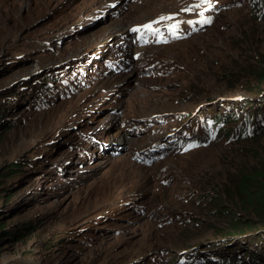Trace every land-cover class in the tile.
Listing matches in <instances>:
<instances>
[{"label":"rangeland","instance_id":"374dc122","mask_svg":"<svg viewBox=\"0 0 264 264\" xmlns=\"http://www.w3.org/2000/svg\"><path fill=\"white\" fill-rule=\"evenodd\" d=\"M178 2L0 0V112L8 122L0 126V264H171L186 249L223 264L231 225L259 223L244 211L258 209L241 183L264 164V128L177 157L133 158L199 107L218 110L215 102H235L231 95L264 102V13L255 17L245 3L178 41L131 44L132 25ZM138 49L173 70L147 78L132 59ZM58 67L84 68L83 84L29 109L35 84ZM32 160L37 172L25 167ZM120 172L129 178L114 180ZM263 231L257 225L236 242L251 253Z\"/></svg>","mask_w":264,"mask_h":264},{"label":"trees","instance_id":"16d2710c","mask_svg":"<svg viewBox=\"0 0 264 264\" xmlns=\"http://www.w3.org/2000/svg\"><path fill=\"white\" fill-rule=\"evenodd\" d=\"M178 41V40H177ZM264 71V69H263ZM264 74V72H263ZM264 77V75H263ZM257 110H260V105L255 107ZM263 110V107L261 108ZM3 114H0V122L2 120ZM5 123L1 122V124ZM8 122H6V125ZM1 126V125H0ZM237 172L241 171L243 172V168L236 169ZM242 196H245L246 199H252L254 206L256 205L258 210H250L248 208H245L244 211H248L250 214L254 215L259 223L257 225H260L264 229V164L259 166L258 173L254 174H247L243 177L242 183ZM250 208V207H249ZM235 218V217H234ZM254 222V220H253ZM251 222L245 226H239V224L231 225L230 231L233 233H236L237 235H244L248 234L250 232H254L256 230V226H254V223ZM1 220H0V226H1ZM253 223V224H252ZM263 224V225H261ZM254 226V227H253ZM1 236V234H0ZM227 243L226 245H228ZM227 247V246H226ZM229 247V246H228ZM231 254V251H230ZM229 254V256H230ZM264 255V254H263ZM264 257V256H263ZM237 262H240V264H263L262 257H257L256 253L252 254L250 257H248V260H246V257H242L239 259H236Z\"/></svg>","mask_w":264,"mask_h":264},{"label":"bare ground","instance_id":"6f19581e","mask_svg":"<svg viewBox=\"0 0 264 264\" xmlns=\"http://www.w3.org/2000/svg\"><path fill=\"white\" fill-rule=\"evenodd\" d=\"M162 13H164V12H161V13H158L157 15H155L153 18H151V19H158V17H159V15L160 14H162ZM150 18H148V19H150ZM143 21V20H142ZM142 21H140V22H142ZM147 21V20H146ZM140 22H137V23H139L140 24ZM144 22V21H143ZM137 23H135V25L137 24ZM187 37V35L185 34L183 37H182V39L183 38H186ZM4 39V38H3ZM177 40H180V39H176L175 41H177ZM157 45H159V44H155V45H152V46H157ZM141 49H138L136 52H138V51H140ZM135 53V52H134ZM159 63H160V65H161V68H162V70L164 71V72H166L167 70H168V68H163V64L159 61ZM171 67V66H170ZM59 68V67H58ZM48 81L47 80H44L43 81V83H47ZM142 83H146V81H143ZM23 84H25V83H21L20 85H23ZM135 92H137V90H135ZM138 93V92H137ZM198 113H201V112H198ZM186 118H190V115L188 116V117H186ZM127 132L125 131V130H119L117 133H116V135H124V134H126ZM154 138V137H153ZM132 141H135V139H132ZM145 148L146 149H148L149 147H146L145 146ZM144 150V149H143ZM143 150H141L139 153H143L142 151ZM38 160V159H37ZM164 165H170V166H172V162L170 161V160H166L165 161V163H164ZM170 166H169V168H170ZM41 173H44V172H46V174H48L47 173V170L45 169V168H42L41 169V171H40ZM75 172V171H74ZM118 175H119V177L116 175L115 176V178H114V180L115 179H120V181L121 182H123V181H125V176L127 177V179L129 178V173H123V172H120V173H118ZM41 183H42V180L40 181ZM112 186H115L113 183L111 184Z\"/></svg>","mask_w":264,"mask_h":264},{"label":"snow or ice","instance_id":"6c2138e0","mask_svg":"<svg viewBox=\"0 0 264 264\" xmlns=\"http://www.w3.org/2000/svg\"><path fill=\"white\" fill-rule=\"evenodd\" d=\"M208 22H210V21H209V20H203V21H202V23H208ZM143 27H145V28H147V29H149V30H152L151 24H149V25H144ZM133 31H139V29H133ZM156 31H158V30H156Z\"/></svg>","mask_w":264,"mask_h":264},{"label":"clouds","instance_id":"9594fccd","mask_svg":"<svg viewBox=\"0 0 264 264\" xmlns=\"http://www.w3.org/2000/svg\"><path fill=\"white\" fill-rule=\"evenodd\" d=\"M232 232V231H231Z\"/></svg>","mask_w":264,"mask_h":264}]
</instances>
